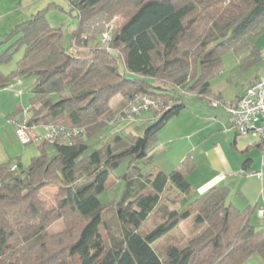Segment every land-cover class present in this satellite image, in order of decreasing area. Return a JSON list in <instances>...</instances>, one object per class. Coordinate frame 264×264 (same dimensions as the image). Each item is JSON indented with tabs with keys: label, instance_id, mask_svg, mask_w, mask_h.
Here are the masks:
<instances>
[{
	"label": "trees",
	"instance_id": "obj_1",
	"mask_svg": "<svg viewBox=\"0 0 264 264\" xmlns=\"http://www.w3.org/2000/svg\"><path fill=\"white\" fill-rule=\"evenodd\" d=\"M65 1L78 19L72 42L80 50L72 43L65 47L60 29L40 10L5 34L19 36L10 49L24 46V53L11 74L0 72V89L33 78L27 106L8 121L25 108L31 124L84 128L87 135L70 144L41 142L27 169L0 164V264H242L254 254L264 259V228L251 225V209L226 202V189L197 196L178 169H140L152 164L157 132L189 99L220 101L210 81L221 72L223 56L233 55L243 70L261 60L256 40L264 33V0ZM218 5V14L208 17ZM108 29L111 39L104 46ZM136 96L162 101L148 112L143 134H117L104 148L90 150L86 140L111 125ZM124 158L129 164L118 177L122 195L106 207L99 196ZM49 186L57 188L58 203L46 207L40 194ZM172 188L183 197L181 210L168 211L142 234L140 226ZM193 212L198 233L185 246L169 244L156 252L154 245ZM58 220L65 229L48 232Z\"/></svg>",
	"mask_w": 264,
	"mask_h": 264
},
{
	"label": "rangeland",
	"instance_id": "obj_2",
	"mask_svg": "<svg viewBox=\"0 0 264 264\" xmlns=\"http://www.w3.org/2000/svg\"><path fill=\"white\" fill-rule=\"evenodd\" d=\"M1 1L2 0H0V2ZM5 1L6 3L3 4L5 6H10L14 2V0H8V2L7 0ZM51 1L53 0H41L39 1V4L40 6H44L43 9L45 8L44 16L49 24L55 29H60L63 35L64 46L68 48L72 43L73 34L77 29L78 19L73 11L70 12V7L65 0H60L59 3L57 2L60 4V7L47 5ZM220 8L221 5L213 7L212 9L209 8L206 15L208 17H215L220 11ZM9 18L10 17H6V19ZM208 19L210 20V18ZM14 22L15 21L10 23V26H13V24H15ZM9 30L11 29H0V72L4 75H9L16 69V64L22 58L24 53V46H17L10 49L11 46L16 43L19 36H14L12 38L5 36ZM106 33H110L111 35L112 31L108 29L103 33V35ZM256 46L260 49L262 57L258 63L250 68V70H243V68L239 66V61H236L233 55L227 54L222 57V70L210 81L211 89L214 92L213 94H220L221 96L218 104H213L210 101H198L193 97L187 102L186 108H184L178 115L167 121L164 125L167 126V128L163 131H167V129L170 128L173 132L176 131L177 133H183L186 131L184 130L185 126L193 124L196 127L201 126L205 122H210V111L212 109L218 110L224 119H227L228 114L225 111V105L235 101L236 97L243 92L249 79L261 72H264V33L256 40ZM73 49L80 50V46L75 44ZM33 87L34 79L30 77L16 79L9 87L0 89V133H9L8 135H4L3 139H1L0 148L6 153V162H10L11 165L20 163V168L22 169H27L32 158L39 156L40 152L38 147L40 146V143L33 142L23 145L12 125L9 124L8 119L11 116H14L13 114L16 110L27 106L30 98L32 97ZM156 99H158L159 102L161 101L159 97ZM54 100H57V98L55 97ZM118 101L119 98L117 100H113L112 105H116ZM169 106H171V104ZM148 112L151 111L146 110L140 113L134 123L116 124V122L114 125L105 126L99 133L86 140V143L91 146L90 150L104 148V146L115 137L116 134H114V129H116L117 126L118 128L123 127V129L121 128L122 132L118 131L121 132L119 134L128 135L129 133H132L133 135H142L143 128L141 121L144 117L149 115ZM38 132H41V129H38ZM46 153L49 157H53L55 155L52 146L47 147ZM128 164L129 160L124 158L119 167L114 170V175L112 174L110 176L107 184V190L99 196L102 205L108 207L111 203L120 199L123 191V183L118 177H121L128 171ZM140 169L143 173H147L149 168L140 166ZM209 177L210 176H208L207 179ZM56 194L57 188L53 186L46 187L42 190L40 195L46 207L55 206L58 203L56 200ZM183 203V197L179 193H177L173 188L168 190L164 194L160 206L148 218L146 223L140 226L139 231L142 234L149 233L157 224L163 222L168 211L181 210ZM195 215H197L196 212H193L190 218L181 222L174 231L160 239L157 244L154 245L155 251L161 252L162 249L169 244L177 243L180 246H185L188 239L198 233V230L194 226ZM262 222L263 221L256 217H252L250 219V223L256 231L264 228V224H262ZM64 229V222L62 220H58L48 228V232L56 234L62 232Z\"/></svg>",
	"mask_w": 264,
	"mask_h": 264
},
{
	"label": "crops",
	"instance_id": "obj_3",
	"mask_svg": "<svg viewBox=\"0 0 264 264\" xmlns=\"http://www.w3.org/2000/svg\"><path fill=\"white\" fill-rule=\"evenodd\" d=\"M39 1L41 0H14L13 4L5 6L3 4L6 1L2 0L0 29H12L32 14L44 10ZM57 2L60 0H53L47 5L60 7ZM13 21L15 24L10 26ZM263 75L264 72H261L249 79L243 92L236 99L255 78L259 79ZM213 93L212 91V95L216 96ZM147 117L141 121L142 125ZM121 128L123 129L117 126L114 134L121 133ZM165 128L167 126L162 127L155 136L150 151L152 164L148 166L147 173L153 168L164 174L178 169L185 175L197 196L214 187L224 188L228 192L226 202L229 205L239 210L249 208L253 212L251 218H259L256 208L264 207V141H260L252 134L238 137L231 127L229 116L224 119L215 109L210 111V122L196 127L193 124L185 126L186 131L183 133L173 132L170 128L163 131ZM8 134L0 133V141ZM4 153L0 148V164L6 162L7 157ZM208 176L210 177L207 179ZM242 264H264V259L254 254Z\"/></svg>",
	"mask_w": 264,
	"mask_h": 264
},
{
	"label": "built area",
	"instance_id": "obj_4",
	"mask_svg": "<svg viewBox=\"0 0 264 264\" xmlns=\"http://www.w3.org/2000/svg\"><path fill=\"white\" fill-rule=\"evenodd\" d=\"M110 39V33L104 34L102 36V44L107 46ZM73 47H75L74 42H72ZM218 102L215 101L214 103L218 104ZM160 108L161 103L159 101L148 96H136L128 101L126 108L115 115L111 120V125L116 122V124L134 123L138 115L143 111L158 110ZM225 111L230 118L231 127L236 135L245 136L252 134L264 141V75L250 84L234 102L225 105ZM9 124L12 125L23 145L33 142L70 144L75 139L85 138L87 135L84 128L66 129L58 126L31 124L28 111L25 108L17 117L11 118ZM38 129H41V132H38ZM14 170H16V166H12L11 171ZM256 214L264 222V207H257Z\"/></svg>",
	"mask_w": 264,
	"mask_h": 264
},
{
	"label": "water",
	"instance_id": "obj_5",
	"mask_svg": "<svg viewBox=\"0 0 264 264\" xmlns=\"http://www.w3.org/2000/svg\"><path fill=\"white\" fill-rule=\"evenodd\" d=\"M154 124H155V123H152V124H150V125L148 126V128H150V127L154 126Z\"/></svg>",
	"mask_w": 264,
	"mask_h": 264
}]
</instances>
